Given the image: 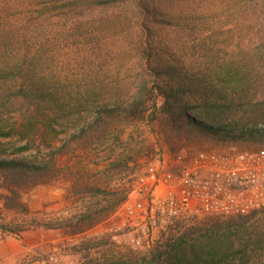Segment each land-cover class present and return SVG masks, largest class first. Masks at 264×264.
Segmentation results:
<instances>
[{"label": "rangeland", "instance_id": "rangeland-1", "mask_svg": "<svg viewBox=\"0 0 264 264\" xmlns=\"http://www.w3.org/2000/svg\"><path fill=\"white\" fill-rule=\"evenodd\" d=\"M178 2L181 10L172 24H148L155 43L151 60L136 46L142 24L132 14L124 17L132 0L62 25L55 22L58 19L39 20L34 34L19 41L21 45L25 41L31 54L16 51L8 58L34 60L38 77L61 88L75 103L85 102L88 93L101 86L117 87L123 93L134 92L142 83L166 87L167 81L156 78L150 66L172 62L216 94L230 92L227 73L232 69L239 73L237 78H247L255 102L264 105V0ZM43 3L12 1L18 9L14 13L20 16ZM101 20L106 23L100 24ZM64 26L77 30L65 33L71 39L62 40L54 32ZM3 97L0 93V101ZM1 102L5 106L0 105V131L9 136H0V148L13 151L33 144L30 151L5 157L32 164L51 161L54 168L47 175L26 179L0 178V246L6 255L0 264H47L51 255L73 264H155L154 251L163 252L168 239L193 232L206 220H179L157 234L150 249H139L113 229V213L125 199L83 233L76 231L80 217L89 210L105 211L126 198L136 175L159 153L264 150V139L224 143L174 129L161 111L160 97L149 103L144 120L134 123L123 122L120 116L100 121L87 114L42 117L23 99L11 103L4 97ZM78 133L82 137L75 139ZM15 202L23 206H5ZM251 216L239 229L237 244L246 247L247 264H264V207Z\"/></svg>", "mask_w": 264, "mask_h": 264}, {"label": "trees", "instance_id": "trees-1", "mask_svg": "<svg viewBox=\"0 0 264 264\" xmlns=\"http://www.w3.org/2000/svg\"><path fill=\"white\" fill-rule=\"evenodd\" d=\"M12 1L14 2L0 0V86L3 87L0 93L9 97L11 103L23 99L42 117L52 114L58 119L69 114H87L100 121L120 116L121 121L134 123L143 121L149 111V103L160 97L161 111L166 116V121L176 130L186 129L190 133L224 143L264 139V105L255 102L256 95L252 87L246 85L247 78H237L239 73L232 69L227 73L230 92L212 93L211 87L198 83L187 70L171 62L168 65L150 66L156 78H164L167 81L166 87L158 82H154L151 87L142 83L134 92L123 93L117 87L101 86L88 93L89 98L85 102L70 101L61 88L51 86L47 80L38 77L32 64L34 60L18 59L16 62V58L11 59L8 56L14 55L16 51L25 52L24 56L31 54L32 49L25 41L24 45L19 44V41L34 34L39 20L58 19L55 22L62 25L69 20L84 18L95 11L103 12L115 4H124L129 0H45V3L34 9L36 11L25 12L24 16L14 13L18 9ZM178 3V0H160L152 5L147 0H132L130 9L124 13V17L132 14V17L138 19L136 23L142 24V38L136 46L149 60L153 57L155 43L148 24H172L181 10ZM100 22L106 23L105 20ZM66 28L64 26L54 32L62 35L59 36L62 40L71 39L72 35L65 33L72 34L77 30ZM144 37L146 43L143 41ZM16 85L18 87H15ZM100 93L104 98H100ZM1 101L0 105L5 106ZM0 136L8 137L9 134L4 135L0 131ZM74 137L80 138L82 134L78 133ZM32 147L33 144L29 142L14 148L13 151L0 148V178L5 176L26 179L47 175L54 168L51 161L32 164L5 157L8 153L22 154L30 151ZM124 199L116 201L105 211H86L80 217L76 231L83 233L90 229L107 217L110 211L113 212ZM5 206L12 209L23 205L15 202L12 206L8 203ZM252 214L226 219L204 218L206 221L193 232L187 231L176 238L168 239L163 252L154 251L152 263L247 264L246 247L238 245L236 237L239 229L243 228ZM5 231L11 232L7 228Z\"/></svg>", "mask_w": 264, "mask_h": 264}, {"label": "built area", "instance_id": "built-area-1", "mask_svg": "<svg viewBox=\"0 0 264 264\" xmlns=\"http://www.w3.org/2000/svg\"><path fill=\"white\" fill-rule=\"evenodd\" d=\"M261 207L264 150L159 153L132 181L113 213V229L129 246L150 249L179 220L242 217ZM46 263L73 264L55 255Z\"/></svg>", "mask_w": 264, "mask_h": 264}, {"label": "crops", "instance_id": "crops-1", "mask_svg": "<svg viewBox=\"0 0 264 264\" xmlns=\"http://www.w3.org/2000/svg\"><path fill=\"white\" fill-rule=\"evenodd\" d=\"M23 249V248H22ZM21 251V250H20ZM23 251V250H22ZM5 252L1 250V246H0V258L1 257H5ZM21 257V256H20Z\"/></svg>", "mask_w": 264, "mask_h": 264}]
</instances>
